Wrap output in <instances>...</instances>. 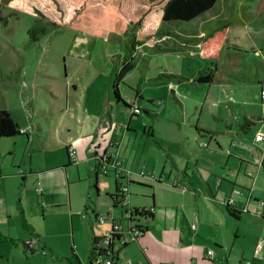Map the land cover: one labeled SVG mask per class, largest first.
<instances>
[{
	"label": "rangeland",
	"instance_id": "1",
	"mask_svg": "<svg viewBox=\"0 0 264 264\" xmlns=\"http://www.w3.org/2000/svg\"><path fill=\"white\" fill-rule=\"evenodd\" d=\"M165 1L0 0V108L8 109L29 131L28 137L22 134L0 139L1 175L9 182L15 180L8 189L9 212L0 213V224L8 228L9 236H30L20 214L23 209L27 224L45 235V242L56 254L69 255L75 248L86 262L92 238L90 221L95 233L102 236L111 229L110 216L121 215V207H113L109 196L115 189L113 164L100 175L99 194L93 185L87 192L84 183L66 180L67 172L72 180H78L79 172L75 164L65 172L62 167L71 133L68 125L52 114L57 98L51 87H77L74 92L92 106L105 103L108 87L113 86L124 58L130 56L132 36L140 44L132 50L134 66L119 87L126 100L140 87L144 105L151 106L157 116L147 114L134 100L131 108L115 103L112 111L123 128L114 127V137L122 142L124 134L136 136V152L148 136L145 128L153 126L158 143L150 138L149 148L158 151L159 169L148 171L159 179L163 164L167 163V171L171 167L170 156L215 150L214 155L201 160L202 167L233 181L242 153L264 148V140H256L257 133H264V0H217L211 10L189 22L162 24ZM224 22L231 26L215 78L211 83L197 82V71L209 64L199 56L197 43L186 42L191 38L189 33L208 32ZM136 105L140 112L133 111ZM132 112L137 115L131 116ZM244 116L253 122L246 131L241 126ZM129 118L132 129L126 133ZM127 140L120 151L130 149ZM12 159L27 173L24 185ZM29 164L45 171L30 174ZM243 166L254 182L248 177L240 184L242 191L253 188L258 204L264 206V173L259 162L245 161ZM131 176L134 181L146 180L142 183L152 188L130 184L127 201L150 206L153 194L156 218L142 221L149 229L121 249L119 264H144L146 255L153 264H211L205 258L208 249L217 253L215 261L226 264L225 254L229 264H239L242 252L253 247L251 235L260 231L258 223L245 217L236 222L223 211V201L238 193L216 183L213 198L199 188L192 193L176 190L167 180L158 182L134 172ZM38 188L45 189L41 201L34 198ZM172 202L184 203L197 225L195 234L189 229L179 232L170 218L165 223V209L172 210L165 205ZM86 203L94 206L100 217H109L107 221H95L94 213L84 210ZM242 231L247 233V240ZM40 251L27 259L30 254L26 255L22 247L0 242V264H40V258L45 264H54L50 252L46 250L44 255Z\"/></svg>",
	"mask_w": 264,
	"mask_h": 264
},
{
	"label": "crops",
	"instance_id": "2",
	"mask_svg": "<svg viewBox=\"0 0 264 264\" xmlns=\"http://www.w3.org/2000/svg\"><path fill=\"white\" fill-rule=\"evenodd\" d=\"M204 32L205 31H202L201 33L199 32L197 33L194 31V32L189 33L191 38L187 40L186 42H189V41H191V43L195 42L199 46L198 40L200 39L201 36L204 35ZM207 64H209V62L206 61L205 65ZM51 88H52L51 92L57 98L52 108V114L57 116V119L61 124H67L69 127V132L71 133L70 137H68L66 141V148H65L66 160L62 164V167L65 172L68 170V167L74 166L75 164L79 172L78 180H72L69 177L68 172H67L66 180L68 182H75V181L82 182L84 183V186H86L87 192H89V189L92 187L94 180H95V177H94V173H95L94 170H95V165H96V159L94 157L95 152H97L99 155H101V153H104V151L115 154V156L121 161V165L130 166L131 170L134 171V173H136L137 175H139L138 171H140L141 169H144L147 173H152L148 171L147 169L158 171L159 169L158 151L155 152L151 148H149V145H151L152 141H155V142L157 141L156 135L153 136L152 134L148 133V136L145 137L143 141L144 143H143L142 148H138L136 152L134 151V146H135L136 139H137L136 136L133 137L132 135L124 134L122 142H118V140H116V138L114 137V127L118 126L120 128H123V125L120 124L118 120H116V112L112 111L114 104L115 103L118 104L120 102L115 101L111 87H108V94L106 97V102L105 103L98 102L95 106H92L90 103L86 102L83 96L78 95L74 92L75 90H77V87H72L73 89H71V87H51ZM120 90H121V94L123 98L126 100L121 87H120ZM135 97L136 96H132V98H130L129 100L127 99L126 101L131 103V101L135 100ZM143 97H144V94H143ZM26 99L27 98H25L24 101H26ZM143 99L145 100V97ZM24 101L22 103H25ZM138 103L142 109L144 107L147 108L148 110L152 109L151 106L144 105V102L141 99H138ZM132 113H131V116L137 115V114L132 115ZM130 122L131 121L129 118L127 122L128 128H127L126 133L130 132L132 129ZM21 128L24 132L18 135H14V136L0 137V139H3V138L4 139H11V138L15 139L22 134H26V136L28 137L29 136L28 129L24 128V126H21ZM136 134H137V131H136ZM127 138L128 140L126 143V147L127 149L128 148L130 149L126 150V152H122L120 151V146L122 143L126 141ZM150 138L152 139V141H150ZM132 141L134 143L132 144L133 147L131 148ZM69 147L75 149V156L73 157L70 156ZM127 151H129V153H127ZM214 154H215V150L212 152H208V151L204 152V150L203 151L195 150V151H187L185 154H178V155H175V157L174 156L172 157L170 156V153L168 152V156H170L171 158V162H170L171 167L167 171L166 170L167 163L163 164L162 169L160 170V173L158 174L160 177L159 179H161V182L167 180L169 183L172 181V179H177L179 183L187 187L186 189L189 192L196 193V191H198V188H199V191L201 193L206 191V193L208 192L212 194L213 198H214V195L212 193L213 185L216 183L220 184L221 186L227 187L228 189L231 190V193L233 192L238 193L236 197H231V198L234 199L235 206L245 209L242 215L240 216V218L235 219L231 217L225 211V206H226L225 201H227L228 199L227 200L225 199L223 201L224 203V206H222L223 211L230 219L236 222H239L243 217H245V218H248L247 220L249 221H251V219L254 220V222L258 223V225L260 226V231L257 230L255 234L251 235V237L254 236L253 247L250 249L249 252H247L246 250L242 252V258H241L242 260L239 262V264H241L245 260H249L250 264H264V206L258 204L259 199L256 196H254L253 188H249L247 192L242 191L241 189L242 183H246V180H248L247 179L248 177L252 179V181L254 182V178H252L253 175H249L248 173H246L247 171L244 170L243 162L247 161L251 163V161H254L255 163L257 162L260 163L262 152L261 150L255 151L253 149V150H249L248 153L247 152L242 153L244 157L241 159V163L238 164L236 172L233 173L234 174L233 181L228 178L226 179L225 176L223 177L219 176V174L216 173L217 171H215L214 169H210V168L204 169L202 167L201 160L207 158L209 155H214ZM91 163H93V165ZM12 164L14 167H16V170H15L16 174L21 175V183L22 185H24L27 180V176H26L27 173L24 172L22 168H20V165H17V166L14 165L13 159H12ZM58 165H59L58 167H60L61 164H58ZM29 169H30L29 171L30 174H36V173H39V171L40 172L45 171V168L36 167V166H33L32 164H29ZM117 171L118 169L115 168V172ZM101 173L102 172L97 174L98 187H99V178H100ZM154 173L152 174L155 175V177H157L156 174ZM1 174H2V170L0 168V213L7 214L9 212V202H8L9 190L8 189L11 187L12 182H14L15 180H13L12 182L11 181L9 182L8 178ZM130 178H132V180L134 179L133 176H130ZM143 178H149V177L146 176ZM138 179H141V178H138ZM145 181L146 180H136V181L133 180V182L134 183L137 182V184L140 187L144 186L143 184L145 183H142V182H145ZM114 182L116 183V176H115ZM253 182H252V185H253ZM206 185H207V188H206ZM178 188H182V187L178 186ZM178 188H176V190ZM99 191H100V188H98V194H99ZM114 191L115 189L109 193H113ZM34 198H36L37 201H41L42 198H45V189L38 188L36 191V196ZM151 198H152L151 205L153 204L155 205L154 195ZM86 205H88L87 210L90 209L91 213H94V220L99 221L100 216L98 215L96 218V214H98V210H96L94 206H92L89 203H86L84 205V210H85ZM130 205L138 206V205H133V204H130ZM165 206H166L165 208H172V210L165 209V212H164L165 214L164 219L166 220L165 223H167V220L170 218L172 222H175V225H177V229L179 232L189 229V231H193L194 234L196 233L195 229H197V227L195 229L192 227V224L195 222L191 221L184 203H180V202L173 203L172 202V203L166 204ZM141 207H149V206H141ZM87 210L85 211L87 212ZM168 210H169V214H168ZM173 211H175V214L173 213ZM41 213L42 215L45 216V203L44 202L41 203ZM20 214H22L24 226L26 227V229L30 230L29 232L30 236L27 238H30L33 235L40 237L39 247L34 251L26 249L23 244L25 239H21V238L16 239V238L9 236L10 232L8 231V228H6L5 226H2L1 224H0V233L9 238H12L14 240V243L9 240H0V242H9L11 246L22 247L26 255L30 254L27 257V259L34 258L33 255L40 250H41L40 252H42V254L45 255V251L47 250L48 252H50V255L52 256V258H54L55 260L54 264H73L74 262L75 263H79V262L89 263L88 261L90 257V248H91L92 238H93V235L98 236V234H96L93 229V226H92L93 221H90L91 230H92V238H91V242L89 245L88 257H87V261L83 262L81 261L82 259L79 257L75 248L71 249V253L69 255L65 254V255L60 256L56 254L54 249L51 247V245L45 242V237H44L45 235H42L40 232L36 231L31 225L27 224V218L25 216V212L23 209H20ZM112 216L116 218L120 217V216H115L114 214H112ZM153 218H156V209H155V215ZM111 224H112V220H111ZM148 229H149V225H148ZM241 235L243 236L245 240L248 239V235L246 232L242 231ZM145 250L146 249H143L144 252ZM146 257H147V261L144 264H153L151 260L149 259L148 255H146ZM215 257H217L216 252L212 259L207 258L206 253H205V258L209 262H211V264H214ZM224 257H226L225 258L226 264H229L228 255L224 254ZM38 260L41 262L40 264H45L44 259L40 258ZM118 264H119V260H118ZM166 264H171V263H166Z\"/></svg>",
	"mask_w": 264,
	"mask_h": 264
},
{
	"label": "trees",
	"instance_id": "3",
	"mask_svg": "<svg viewBox=\"0 0 264 264\" xmlns=\"http://www.w3.org/2000/svg\"><path fill=\"white\" fill-rule=\"evenodd\" d=\"M217 0H166L163 5V14H162V24L171 22H179V21H191L198 16L204 14L205 12L211 10ZM141 21V20H140ZM139 22V21H138ZM230 22H224L217 28L211 31H205L204 35L200 37L198 40L199 43V56L209 62V65L205 68L199 69L194 78L195 81L201 83H211L213 82L216 71H217V62L220 57V54L224 48L225 42L228 39ZM33 30V29H32ZM31 30V31H32ZM131 36V35H129ZM188 36V35H187ZM132 44L133 47L130 49V56H127L123 60V64L116 75V78L113 82L112 92L116 102H123L129 107H132V104L127 102L122 94L119 87V82L125 77V75L133 68L134 62L132 60L133 51L137 49V45L140 44V41L132 36ZM187 40V38H185ZM131 44V45H132ZM134 102L138 103V99L143 100V93L140 87H137L135 93ZM148 102H154V100L149 99ZM140 106V105H139ZM144 111L150 116H157L156 111L148 110L147 108H143ZM151 111V112H150ZM135 115V113H132ZM252 120L247 116H244V123L241 124L243 130H247L250 128L252 124ZM150 133L154 136V128L153 126L146 127L144 132ZM23 130L20 124L13 118L11 112L6 108H0V137L4 136H14L22 133ZM262 157L260 161V166L264 172V149H261ZM94 157L96 159L95 165V173H94V183L93 186L98 192V181L97 174L102 172L103 166L101 164L100 155L95 152ZM117 161L116 156L110 154L107 157L106 163L112 164ZM118 167V165H117ZM143 177H149L151 179H158L155 176L142 175ZM161 182V179L157 180ZM134 183L132 178H128V176H124L122 173L116 174V183H115V191L110 193L109 196L112 200L113 207L119 206L121 207V215L118 218H114L111 224V235L109 242L105 245L103 244L104 235H93L91 248H90V257L89 264H94V262L98 261V257L101 259H112L115 264H118L119 254L122 248L126 247L130 241H121V238L125 235V233L132 232L134 229H139L142 232V237L148 230V224H144L142 221L148 218H153L155 215V205H151L149 207H141V206H132L127 201V197L130 194V184ZM144 186H148L152 188L151 185L143 184ZM179 186V185H178ZM178 186H173L178 188ZM182 187V186H180ZM183 188V187H182ZM184 189V188H183ZM153 197V194L151 195ZM225 211L233 218L239 219L245 209L237 207L234 203H230L228 200L225 201ZM88 205L85 206V210H87ZM98 214H96L97 218ZM116 223L120 224V228L116 227ZM125 232V233H124ZM0 240H9L14 243L12 238H9L0 233ZM74 256V255H73ZM72 258V257H71ZM242 264V263H241Z\"/></svg>",
	"mask_w": 264,
	"mask_h": 264
},
{
	"label": "built area",
	"instance_id": "4",
	"mask_svg": "<svg viewBox=\"0 0 264 264\" xmlns=\"http://www.w3.org/2000/svg\"><path fill=\"white\" fill-rule=\"evenodd\" d=\"M137 106L138 105L134 106V110H133L134 112H140V108L137 107ZM256 140H264V133H262V132L261 133H257L256 134ZM69 152H70V155L72 157L75 156V149H73V148L70 147L69 148ZM108 155H110V154L104 153V154H102V157L100 156L102 158L103 163H105L107 161ZM106 164H108V163H105V165L103 166V171H105V172H106V168H105L106 167ZM112 164L114 166H116V167L118 165V167H117L118 168L117 174L122 173L124 176H128V174L130 173V170H126L124 168V166L121 165V162L119 161V159H117V161H115L114 163L112 161ZM132 172H134V171H132ZM249 173H251V172H249ZM138 174L148 175V176L149 175L150 176L151 175L152 176H155L152 173H147L144 169H141L140 171H138ZM172 183H174L176 185H179V186H182L184 189L187 188L185 185L179 183V181L177 179H172ZM228 201L230 203H234V199L233 198L229 199ZM260 205H263V203H260ZM107 218H109V217H107ZM107 218L106 217H99V221L102 222V223H105L107 221ZM110 218H111V220L113 222V219L116 218V217H113L111 215ZM116 227H119L120 228V224L119 223H116ZM192 227L195 229L197 227L196 226V223H193L192 224ZM110 235H111V229L104 234L103 244L106 245L109 242V240L111 238ZM140 237H142V232H141V230H139V229L136 228L132 232L125 233V235L121 238V241L136 240V239H138ZM24 242H25V244L28 247H31V248L32 247H36L37 244H38V242H39V237L33 235L32 237L26 239ZM214 255H215V252L212 249H208L207 250V252H206V257L207 258L212 259ZM81 264H89V263H81ZM94 264H115V263L113 262L112 259L108 258V259H105V260H102V261H100V260L99 261H96V262H94ZM126 264H133V262L132 261H127ZM159 264H166V263H159ZM214 264H221V262L215 261ZM242 264H250V261L249 260H245V261L242 262Z\"/></svg>",
	"mask_w": 264,
	"mask_h": 264
},
{
	"label": "flooded vegetation",
	"instance_id": "5",
	"mask_svg": "<svg viewBox=\"0 0 264 264\" xmlns=\"http://www.w3.org/2000/svg\"><path fill=\"white\" fill-rule=\"evenodd\" d=\"M24 132V131H23ZM104 153H107V154H109L110 152H107V151H104ZM104 153H101V157H102V154H104ZM106 163V162H105ZM105 163H103V161H102V159H101V164H102V166H104L105 165ZM36 236V235H35ZM32 237V236H31ZM28 239V238H27ZM26 240V239H25ZM39 243H40V237H39V242H38V244H37V246L36 247H28L26 244H25V242H23V244H24V246H25V248L26 249H28V250H31V251H34V250H36L38 247H39ZM73 264H81L80 262L79 263H73Z\"/></svg>",
	"mask_w": 264,
	"mask_h": 264
},
{
	"label": "bare ground",
	"instance_id": "6",
	"mask_svg": "<svg viewBox=\"0 0 264 264\" xmlns=\"http://www.w3.org/2000/svg\"><path fill=\"white\" fill-rule=\"evenodd\" d=\"M133 106V105H132ZM134 113V112H133ZM109 154H112V153H109ZM112 155H114L115 156V154H112ZM101 156V155H100ZM117 158V157H116ZM118 159V158H117ZM120 161V160H119ZM121 162V161H120ZM107 165L108 164H106V167H107ZM123 166V165H122ZM105 167V168H106ZM116 167V166H115ZM117 168V167H116ZM126 170H130V173L128 174V178L131 176V173H132V170L131 169H128V168H126V167H124ZM107 169V168H106ZM118 169V168H117ZM103 170V169H102ZM117 174V173H116ZM171 183V185H175V186H178V185H176V184H174V183H172V181L170 182ZM139 239V238H138ZM138 239H136V240H138ZM102 261L103 259H101L100 257H98V261Z\"/></svg>",
	"mask_w": 264,
	"mask_h": 264
}]
</instances>
